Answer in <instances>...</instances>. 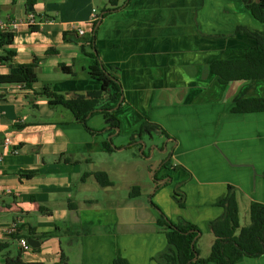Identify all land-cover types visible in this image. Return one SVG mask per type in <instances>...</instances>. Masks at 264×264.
Here are the masks:
<instances>
[{
  "label": "crops",
  "instance_id": "0c3cea01",
  "mask_svg": "<svg viewBox=\"0 0 264 264\" xmlns=\"http://www.w3.org/2000/svg\"><path fill=\"white\" fill-rule=\"evenodd\" d=\"M31 1L0 0L1 22L36 19L13 31V44L0 55L15 52L17 65L40 59L36 91L50 84L58 94L86 95L101 90L87 56L96 31L100 60L123 88L116 112L121 130L93 133L106 132L102 115L90 118L89 131L64 107L45 99L33 104L29 91L0 85V153L6 137L19 150L0 164V242L11 244L0 264L6 252L21 251L22 238L38 242L23 254L27 263L58 264L65 254L69 264H114L117 256L158 264L153 259L168 247L155 228L162 213L197 226V259H208L216 240L211 223L225 214L221 201L230 187L241 226H249L252 203L264 204V112L234 109L241 100L263 98L264 80L224 84L211 69L216 61L245 57L231 51L256 45L235 33L239 27L264 32L242 0H117L115 7L111 0ZM108 10L117 11L104 15ZM0 70L7 74L9 66ZM146 124L155 129L143 133ZM154 132L169 148L160 161L142 143ZM110 138L114 153L103 148ZM21 171L39 174L23 179ZM176 190L184 207L174 199ZM16 220L11 239L7 231ZM237 264H264V255Z\"/></svg>",
  "mask_w": 264,
  "mask_h": 264
},
{
  "label": "trees",
  "instance_id": "16d2710c",
  "mask_svg": "<svg viewBox=\"0 0 264 264\" xmlns=\"http://www.w3.org/2000/svg\"><path fill=\"white\" fill-rule=\"evenodd\" d=\"M116 1L111 0V4L114 7L116 6ZM34 2V0L29 2V6H33ZM242 2L251 11L255 19L264 24V0L252 4H249V0H242ZM114 11L117 10H108L104 15ZM100 20L99 17V21L95 24V29ZM235 33L249 36L255 40L256 45L245 50L237 49L231 51L235 54H245V57L243 59L216 61L211 66L212 72L224 84L241 80H264V32H255L245 27H239ZM95 39L96 31L91 40L93 52L87 54V56L92 60L89 68L90 75L101 83L100 91L90 92L86 95H62L54 92L50 84H46L40 91H36L34 88L38 83L37 68L41 60L36 58L29 65L13 64L16 53L8 50L4 51V55H0V65L9 66L7 74H3L0 70V85H17L21 89L29 91L26 94V98L32 101L33 104L38 99H45L51 107H64L74 115L77 123L83 125L89 131H92L88 127L90 118L95 115H102L108 128L106 132L96 131L93 133L113 136L117 134L118 129L121 130V122L116 112L123 103V88L117 77L101 62L100 56L94 47ZM13 42V34L0 33L1 49L12 45ZM61 68L65 74H73L71 67L62 64ZM34 107L37 106L34 105ZM234 110L241 113L264 112V97L241 100L237 103ZM153 129L155 128L151 124H146L142 132L151 133ZM103 148L107 153H114L117 149L113 147L112 140L109 141L108 139L104 141ZM169 165L167 161L163 164V167L168 168ZM176 169L178 168L176 167ZM38 174V171L19 172L20 178L23 179H33ZM103 176L105 175H98V178L102 184L107 185L108 181L101 179ZM174 199L180 207H184V197L180 195L178 190L175 192ZM152 205L160 210L154 203ZM221 206L225 209V214L211 223V229L216 240L208 259L196 258L199 255L196 245L202 235V231L197 226L184 220L176 223L167 218L160 210L163 220L157 222L155 228L158 232L165 234L168 247L153 260L158 264H237L239 259L243 257L256 258L264 255V204L252 203L250 208L251 224L247 227L241 226L239 205L232 187L229 188L226 198L221 201ZM30 235H33V232ZM55 235L52 232L42 235L41 238L48 239ZM10 238L16 239V234L10 236ZM10 246L9 242H0V253L9 250ZM24 253L26 251L22 249L16 255L6 252V264H44L25 262L23 259ZM58 264H69V259L65 254H62ZM114 264L131 263L126 258L117 256L114 259Z\"/></svg>",
  "mask_w": 264,
  "mask_h": 264
},
{
  "label": "built area",
  "instance_id": "2783aa9c",
  "mask_svg": "<svg viewBox=\"0 0 264 264\" xmlns=\"http://www.w3.org/2000/svg\"><path fill=\"white\" fill-rule=\"evenodd\" d=\"M30 24L34 25L36 23V19L33 15H31L26 22H12V23H4L0 21V33H9L12 34L13 31L17 30L21 24ZM79 35H84L83 30L78 31ZM12 153L17 155L19 153V150L15 147L13 140L10 137H6L3 143V152L0 153V164H2L5 155ZM8 193H11V191H8ZM20 220H16L11 227H9L7 231L8 236H13L17 233L18 227L20 224ZM20 245L22 250L28 252L32 249V246L29 244L28 240L21 239Z\"/></svg>",
  "mask_w": 264,
  "mask_h": 264
},
{
  "label": "rangeland",
  "instance_id": "374dc122",
  "mask_svg": "<svg viewBox=\"0 0 264 264\" xmlns=\"http://www.w3.org/2000/svg\"><path fill=\"white\" fill-rule=\"evenodd\" d=\"M146 135H148L147 137L149 139V142L148 141L146 142L147 145H148L147 154H149L150 151L153 152L152 151L153 148L156 147V150H154V152H155L154 161H160L163 158V155L161 154V152L166 153L164 149H165V147L168 148L167 145H166V140L164 138L160 137V135L158 133H156V132L152 133V135H149V134H146ZM151 137H153V138L151 139ZM135 154H139V152L136 151ZM170 156H171V154H170Z\"/></svg>",
  "mask_w": 264,
  "mask_h": 264
},
{
  "label": "water",
  "instance_id": "95a60500",
  "mask_svg": "<svg viewBox=\"0 0 264 264\" xmlns=\"http://www.w3.org/2000/svg\"><path fill=\"white\" fill-rule=\"evenodd\" d=\"M117 133H120V130H119V129L117 130ZM151 138H153V137H151ZM110 140H111V138L109 139V141H110ZM142 143H143V145H144V146H143L144 148H146V147L148 146L146 142L142 141ZM113 147H115V146L113 145ZM154 150H156V147L153 148V150H152L153 152H152V153H154ZM164 150H165V152H166V151H167V148L165 147ZM152 155H153V154H152ZM28 242H29V244H30L33 248L38 247V246H37V243H38V242H37L36 240L30 238V239H28ZM196 258H197V257H196Z\"/></svg>",
  "mask_w": 264,
  "mask_h": 264
}]
</instances>
